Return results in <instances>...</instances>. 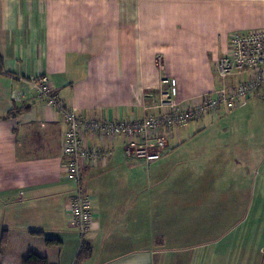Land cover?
<instances>
[{
    "label": "crops",
    "instance_id": "obj_1",
    "mask_svg": "<svg viewBox=\"0 0 264 264\" xmlns=\"http://www.w3.org/2000/svg\"><path fill=\"white\" fill-rule=\"evenodd\" d=\"M259 29L264 0H0L1 264L30 251L49 264H264L261 99L187 123L152 162L127 157L121 137L86 135L108 154L82 167L93 212L82 235L68 213L67 125L34 86L48 76L85 117L142 118L157 112L149 96L163 77L179 100L222 87L230 34ZM210 121L230 132L206 133ZM83 239L92 254L77 263Z\"/></svg>",
    "mask_w": 264,
    "mask_h": 264
},
{
    "label": "built area",
    "instance_id": "obj_2",
    "mask_svg": "<svg viewBox=\"0 0 264 264\" xmlns=\"http://www.w3.org/2000/svg\"><path fill=\"white\" fill-rule=\"evenodd\" d=\"M157 62L164 68L161 56ZM217 70L222 87L186 101L178 99L173 80L163 77L160 90L149 96L157 112L133 119L85 117L76 107L58 98L48 76L36 79L37 94L59 109L67 125L63 147L64 170L67 179L76 184L68 213L70 224L82 235L93 227L91 200L81 183L82 167L86 161L105 159L108 154L106 150L88 146L85 136L98 135L110 141L121 137L127 157L152 162L162 157L168 139L187 123L221 107L241 106L252 97L264 102V29L231 33Z\"/></svg>",
    "mask_w": 264,
    "mask_h": 264
},
{
    "label": "trees",
    "instance_id": "obj_3",
    "mask_svg": "<svg viewBox=\"0 0 264 264\" xmlns=\"http://www.w3.org/2000/svg\"><path fill=\"white\" fill-rule=\"evenodd\" d=\"M40 233V232H37ZM8 232L4 231L2 236L0 237V264H1V256H2V248L7 244L8 242ZM45 244L47 246H55L59 245L61 243L60 240L52 237H46L44 240ZM92 254V246L89 242L83 239L81 248L79 250L76 262H82L88 257H90ZM23 264H49V260L47 256L41 255L37 252L30 251L26 255V258L23 261Z\"/></svg>",
    "mask_w": 264,
    "mask_h": 264
},
{
    "label": "rangeland",
    "instance_id": "obj_4",
    "mask_svg": "<svg viewBox=\"0 0 264 264\" xmlns=\"http://www.w3.org/2000/svg\"><path fill=\"white\" fill-rule=\"evenodd\" d=\"M228 124H226V123H223L222 124V128H218V130L217 129H215V127H213V124H212V121H210V122H208V125L206 126L207 127V129L205 130V132L206 133H217V132H222V133H226V134H228V132H230V130L229 131H227V129H231L230 128V126H227ZM197 142H198V140H196L195 141V143L197 144ZM206 142V140L204 141V140H202L201 141V144L203 143H205ZM219 143V142H218ZM202 144V145H203ZM214 143H213V141H211V142H209V145L207 144V149H212V150H214ZM216 147H217V145H216ZM194 160H197V161H199V162H201V161H203V159L201 158V156L198 154V155H196V158H193Z\"/></svg>",
    "mask_w": 264,
    "mask_h": 264
}]
</instances>
